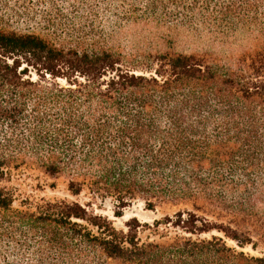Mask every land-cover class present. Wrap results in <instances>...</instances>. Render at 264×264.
<instances>
[{"label":"trees","instance_id":"obj_1","mask_svg":"<svg viewBox=\"0 0 264 264\" xmlns=\"http://www.w3.org/2000/svg\"><path fill=\"white\" fill-rule=\"evenodd\" d=\"M136 28L245 48L126 54L113 41ZM33 170L117 217L177 210L119 229L90 202L20 200ZM261 244L264 0H0V264H264L244 250Z\"/></svg>","mask_w":264,"mask_h":264},{"label":"rangeland","instance_id":"obj_2","mask_svg":"<svg viewBox=\"0 0 264 264\" xmlns=\"http://www.w3.org/2000/svg\"><path fill=\"white\" fill-rule=\"evenodd\" d=\"M19 31L27 30L24 26H16ZM33 32H39L44 34L45 32L40 31L37 28L30 29ZM153 32L150 34L149 30H143L141 28L132 29L128 32L117 35L113 43L116 47H120L126 54L139 49V51L146 52H157V51H185V52H201L211 51L219 55H225L228 53H238L245 48L244 45L236 47H224L218 43L214 44L206 39H195L189 35L181 34L178 37H174L173 40H162L159 38H153ZM61 42V41H60ZM12 186L17 188L19 199H34L39 200L54 199V198H66L69 200H77L81 203H92L90 211H94L97 214L107 216L111 219L114 225L119 229H127L126 223L133 218H136L141 224L148 223L153 225L156 219H164L166 215L173 216L177 208L169 205L158 206L156 209L150 210L145 207V204L141 200H135L123 209V215L117 217L114 214L115 201L108 197L105 200L92 199L89 194L82 193L81 195L75 196L68 191V182L66 176H51L45 174L39 170L27 171L20 176L14 178L11 183ZM211 219V218H210ZM166 229L162 225L159 228V233H163ZM171 234L181 232L180 229L170 228ZM239 233L243 236H249V233L253 234V239L258 241L259 237L256 233L250 231L248 226H238ZM217 233V232H215ZM221 234L222 233H218ZM160 235L149 230L145 226L139 228V237L145 241L148 239L155 241H165V238H160ZM208 236V235H205ZM229 245H236V242L231 239H227ZM262 244L259 250H254L251 245H247L244 250L252 254L262 253Z\"/></svg>","mask_w":264,"mask_h":264}]
</instances>
